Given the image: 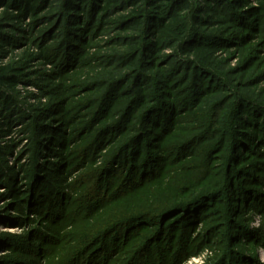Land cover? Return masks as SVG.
I'll return each instance as SVG.
<instances>
[{
    "label": "rangeland",
    "instance_id": "374dc122",
    "mask_svg": "<svg viewBox=\"0 0 264 264\" xmlns=\"http://www.w3.org/2000/svg\"><path fill=\"white\" fill-rule=\"evenodd\" d=\"M157 1L159 4L174 6L177 3L188 2L187 7L181 11L189 25L187 43L183 47L174 46L156 53L152 50L151 43L146 40L142 43L144 58L141 61L145 60V66L141 67L143 76L152 77L144 84L143 76L131 75L127 71L130 75L129 79L126 78L129 81L128 88L131 84L134 86L140 84L127 94L126 105L137 96L132 95L133 92L147 95L136 97L140 102L134 108L133 127L136 129L140 126V132L146 135L148 132L142 130L146 119L162 112V108L166 113H170L175 107H179L178 117L184 119L178 124L184 131L186 126L197 124L186 123L184 104L189 94L188 90L192 89L191 84L186 83V75L192 73L198 65L186 62V57L192 58L186 56V52L182 54V50L198 46L210 52L211 60L207 66H204L205 70L201 68V71L210 74L203 88L208 89L206 96H212L216 104V106L214 104L215 115L218 111L219 120L210 119L213 120L212 128L209 129L213 133L212 140L204 141L195 147L197 154L192 156L190 162H186V143L191 138L186 139L185 136L173 140L174 144L168 155L173 153L177 155L181 152L179 157L184 159L178 158L177 163L172 165V170L168 171L167 182L161 187L163 191L161 193L165 196L154 189L137 192L129 200H119L114 208L111 206L113 209L111 208L108 213L106 208L109 200L104 205L95 206L88 202V199L96 193L99 194V198L112 197L120 188L117 185L122 180L123 170L121 168L108 180L110 185L117 186L114 190L111 191L110 185L103 188L100 172L103 167L105 169L106 157L104 155L100 159L94 157L89 138L82 139L83 131L80 134L72 131L74 127L76 130L77 127L83 128L81 125L84 121L89 125L92 118L91 111L89 115V112L82 110V106L88 105L87 100L93 92H88L85 85L76 89L69 102L65 100L67 96L61 92V80L55 73L54 64L40 56L46 47L51 48L50 53L55 55L57 44L65 38V35L59 37L60 33L70 32L68 23L64 22L65 18L60 15L62 0H52L49 7L37 18L33 16L26 18L25 23L11 20V12L0 8V23L2 22L0 34L3 37L0 45L8 51V56L3 62L23 67L22 72L26 75L14 93L18 110H6L0 105V168L8 171L5 180H0V190L4 192L2 198L0 197V264H42L38 252L41 245L34 243L39 239H46L45 242L48 243L52 230L44 227L47 224L37 216H27L19 206L20 197L25 203L31 200L28 198V192L33 191V182L30 180L38 179L37 172H42V167H49L50 171L46 173L52 175L54 182L61 187L58 194L66 195L67 205L61 217H65L67 222L72 218L81 222L90 220L93 212L102 213L99 218L108 221L104 229L115 226L116 229H122L124 234L127 233L123 238L111 239L110 241L114 243L112 248L116 247L121 252L123 250L132 252L138 248L137 250L141 252L136 257L137 264H264L263 214L254 211L245 215L249 216L248 220L236 219L237 225L234 226L246 229L247 237L235 240V235L228 227H231V222L223 214L226 209L224 203L217 204V210L203 217L202 222L200 219L197 222L190 218L186 219V209L167 212L170 208L180 205L181 202L176 199V194L186 195V182L190 183L188 179L199 181L204 176L205 181L202 183L204 185L215 182L218 177L221 181L226 173L233 172L234 176L239 175L240 178L238 183L236 181L235 188L241 186L245 189L249 187L247 186L249 180L256 179L259 181L255 183L256 187L264 192V164L257 163L264 162V146H254L253 152L260 149L262 154L254 156L248 153L250 158H244L248 163L242 164L244 159L241 157V161L231 157V145L223 147L219 144L228 131L233 132V126L229 128L231 117L242 115L258 117L259 114L264 116V25H260L250 14L257 7V2L256 0ZM123 14L124 12H115L112 16L108 14V17L102 18L104 22L99 23L92 30L95 40L90 38V43L96 42L98 46L85 51L89 56L91 68H98V71L114 70L121 63L123 53L127 51L126 43L138 41L139 32L127 29L128 23L117 21ZM153 38L151 36L148 40L153 42ZM164 75L178 78L175 80L170 78L169 85L163 88L155 76L162 80ZM72 83L74 84V81ZM123 85L127 86L125 83L120 87H125ZM97 89L94 92L102 91V88ZM150 109L152 110L149 112ZM198 109V112L204 109L201 103ZM7 118L12 120L10 126L6 124ZM112 122L106 118L101 122L99 129ZM230 123L233 125V122ZM235 128L238 127H234V130ZM237 130L247 131L249 134L255 133L252 128H247L245 125ZM39 133L52 136L60 134L58 140L62 143L56 146L55 150L52 148L51 152L45 154L42 144H39ZM69 133L72 134L71 140L65 141L64 137ZM181 135L183 134H178L179 137ZM96 143L97 141L94 142ZM207 143L212 145H209L205 154ZM174 147L177 149L175 150ZM38 149L40 155L37 156ZM241 151L245 155V150L241 149ZM131 157L130 155L129 158ZM133 160H136V157ZM207 161L213 162L211 170L206 166ZM116 163L120 164L119 161ZM230 192L232 193L233 190ZM124 194L126 191L117 195L122 199ZM35 198L36 195L33 193L31 204ZM139 201L142 203L140 207ZM147 205L149 206L146 207ZM256 205L259 206V203ZM247 208L249 205L242 204L239 211L244 214ZM61 217L52 222L60 226ZM124 218L128 220L119 225L118 220ZM61 225H65V222ZM95 231L88 233L81 245L77 246L76 251L74 250L78 254H85L80 264H117L119 257L113 256L116 251L108 256L111 261L102 258L100 253L95 263L87 261L86 258L89 257L87 250L91 247L89 242L97 243L100 239H93L96 236ZM228 231L230 234L227 237ZM248 233L252 234V238ZM97 249L99 245L93 250L97 251Z\"/></svg>",
    "mask_w": 264,
    "mask_h": 264
},
{
    "label": "trees",
    "instance_id": "16d2710c",
    "mask_svg": "<svg viewBox=\"0 0 264 264\" xmlns=\"http://www.w3.org/2000/svg\"><path fill=\"white\" fill-rule=\"evenodd\" d=\"M207 1L210 2V0ZM51 2L52 0H0V8L11 12V20L18 23H25L26 18L31 16L37 18L44 9L49 7ZM256 2L257 7L253 9V12L250 14L255 21L263 26L264 0H256ZM187 3L188 2H181L174 6L173 4H159L157 0H62L60 15L65 18L64 22L68 23L70 32L68 34H65V32L60 33L59 37L65 35V38L64 40H60L57 44L55 55L50 53L51 48L48 47L40 54L47 62L54 64L55 73L61 80V92L67 96L65 100L69 102L78 87L86 85L88 92H93L92 96L87 100L88 105L82 106V110L89 112V115L91 111L90 116L92 118L89 125H86L84 121L81 125L83 128L80 129V127H77L76 130L75 127H72V131L77 132V134L83 131L84 136L82 139L87 140L89 138L88 141H91L90 144L92 145L91 153L94 157L99 159L103 158V155L106 157L105 169L103 167L100 172L102 174L101 184L103 188L110 185L108 180H110L118 170L121 168L123 170L122 180L117 185L120 188L112 197L107 198L102 196L99 198V194L96 193L88 199V202L95 206L104 205L109 200L106 213L110 212L119 200H129L132 198L131 196L137 192L140 193L144 190L154 189L156 192L165 196L164 193H161L163 192L161 187L165 186L164 184L167 182L168 171L172 170V165L177 163L178 158L184 159V157H179V155L181 156V152L177 155L174 153L168 155V152L174 144V139H181L185 136L186 139L191 138V140H187L188 142L186 143V162H190L192 156L197 154V151L194 150L195 147H198L204 141L207 142L212 140L213 133L212 131L210 132L209 129L212 128L211 123L213 120L210 119L219 120V117L217 115L218 111H216L215 115L214 107L216 104L212 96H206L208 94V89L203 88L210 74L201 71V68L205 70L204 66H207L209 60H211L210 52L205 48L198 46L195 48H186L185 51L182 50V54L186 52V56L192 58L189 59L186 57L188 60H186V62L198 65L194 71L192 70V73H187L186 75V83H190L192 89L190 91L188 90L189 94L184 104L186 106V123L196 122L197 124L191 127L186 126V131H184V129L181 128L182 126L178 125L184 121V119L178 117L179 107H175L172 111L169 110L170 113H166L164 108H162V112H158L161 109L155 111L158 113H155L153 118L145 120L146 124L142 130L148 132V134L143 135L140 132V126L136 129L133 127L132 119L135 114L134 108H136L137 104L140 102L137 101L138 99L136 100V97H145L146 94L139 95L138 92H133L132 95L136 94L137 96H135L133 100L130 98L132 101L126 105V102H128L127 94L136 89V86L140 84L135 86L131 84L128 88L129 81L126 78L129 79L128 76L130 75H128L127 71L131 75L140 74L139 76H143V68L141 67L145 66V60L141 61L144 58V45L142 46V43H144L145 40L151 43L153 45L152 50L155 53L173 48L174 46L183 47L187 43L189 25L184 15L181 13V11L187 7ZM125 10L129 11L127 12ZM115 12H124L117 21L128 23L129 27L127 29L137 31L140 35L137 38L138 41L126 43V46H128L127 51L123 53V58L117 68L109 71L108 69L98 71V68L90 67V59L85 51L97 48L98 45L95 44L96 42L90 43V38H93V41L95 40L92 30L95 26H98L99 23L102 24L104 22L102 20L103 17H108V14L112 16ZM198 16L199 15H197V17ZM1 24L2 22L0 23V28ZM151 36L154 37L153 42L148 40ZM0 40H3L1 34ZM3 47V45H0V105L6 110H18L14 93H16L17 87L21 83V80H24L26 75L22 72L23 67L5 64L3 62L8 56V51H5ZM84 55L85 58H83ZM150 77L144 75L143 78H140H142L143 81L145 80L144 84H146V81L149 80ZM163 77L164 79L159 80V77L155 76V79L162 84L163 88L169 85L170 78L172 80L178 78L174 76L168 77L166 75ZM72 81H74V84ZM125 83L127 86L123 85L125 87H120L121 84ZM98 87L102 88V91L99 93L94 92L98 90ZM101 95L103 97H101ZM144 103L147 102L145 101ZM200 103L204 109L198 112ZM122 109H124L123 112ZM151 110L152 109H150L149 112ZM19 114L20 112L18 115ZM194 116H197V118ZM106 118L113 122L99 129L101 122L105 121ZM230 122H233V125ZM10 123H12V120L7 118V126H10ZM243 125L247 128H252L255 133L249 134L247 131L239 132L237 129L240 127L242 128ZM232 126L233 132L228 131L223 141H221L222 143H219L220 146L223 145V147L231 145V157L237 158L236 161H241L240 157L242 159L249 157L247 155L248 153L254 156L262 154L260 149L253 152V147L264 146L263 114H259L258 117H244V115L231 117L229 120V128ZM234 127L238 128L234 130ZM178 134L183 135L179 137ZM71 135L72 134L69 133L67 137H64L65 141L71 140ZM59 136L60 134L52 136L39 133V144H42L45 154L49 151L51 152L52 148L54 149L62 143L58 140ZM96 141L97 143L94 144ZM209 145H212V143H207L205 154H207ZM174 149L176 150L177 147H174ZM241 149L245 150V155H243ZM37 152H39L37 156L40 155L39 149ZM130 155L132 156L131 158H129ZM135 157L136 160H133ZM118 161L120 162L119 165L116 163ZM247 161V159H244L242 164H247ZM129 162H131V164ZM212 163L213 162L209 163V161L206 163L209 170L212 169ZM257 163L264 164L262 161ZM42 168L45 171L42 170V172H37V177L40 182H38L37 178L30 180L33 182V191L28 192V198L32 200L33 193L36 195L34 202H32L33 204H31V200L25 203L22 197L19 199V206L23 213H26L27 216H37L38 219L47 224L44 225V227H49L52 230V234H50L49 240L47 241L48 243L45 242L46 239H39L34 243L41 245L38 252L42 264L82 263L85 254L76 253L77 246L81 245L85 236L92 232V230L95 231V228L98 226V229L94 232L96 236H94L93 239L100 238L101 240L99 239L97 243L96 241L89 242V246L91 247L87 250L89 257L86 259L88 262L95 263L96 260H98L99 253L102 258L105 257L107 261H111V258L108 256L116 251L113 256L119 257L117 259L119 260L118 263L137 264L136 257L141 252L137 250V247H135L137 249L132 252L130 250H126V252L123 250V252H121V250L116 249V247L112 248L114 247V243L110 240L123 238L127 233L124 234L122 229H116L117 227L115 226L104 229L108 221L99 218L102 213L93 212L90 220L86 219L81 222L74 218L69 219L67 222L65 221V217H61L67 205L66 195L62 193L58 194L59 191H61V187L54 182L52 175L46 173L50 171L49 167ZM6 172L8 171L0 168L1 181L5 180ZM131 173H133V175ZM238 178L239 175L238 177L234 176L233 172H231V174L226 173L221 181L218 177L215 179V182L206 183L204 185L202 184L205 181L203 180L205 179L204 176L201 177L199 181L188 179L190 183L186 182V195L181 196L183 193L176 194V199L178 202H181L180 205L175 208H170L167 212L186 209V219L190 218V220L196 222L200 219L202 222L203 217L212 213L213 210H217V204L224 203L226 204V209L223 214L231 222V227H228L235 235L234 239L237 240L247 237L246 229L234 226L235 224L237 225L236 219H238V221L240 219L248 220L249 216L247 217L245 215L254 211L264 216V192L256 187L255 183L259 182L256 179L252 181L249 180V185H247L249 187L245 189L241 186L235 188L236 181L238 183ZM39 183H42V185H39ZM117 186L110 185V188H112L111 191ZM12 188L11 190H14ZM231 190H233L232 193L230 192ZM124 191H126V194L120 199L117 194ZM257 203H259V206L256 205ZM242 204H244V206L249 205V208H247L244 214H241L239 211ZM141 205L142 203L139 201L138 206L140 207ZM149 205L151 206V204ZM111 206H113V208ZM120 208L119 206V209ZM131 208L132 207L129 205V209ZM88 212L90 213V211ZM113 212L110 214L111 216ZM111 216H109V218ZM59 217H61V219L64 218L63 220L60 219V226L52 222ZM89 217H91V214ZM184 219L183 217V220ZM126 220L128 219H119V225L125 223ZM62 222H65V225H61ZM119 230L120 232H118ZM250 233H248V236L250 235L252 238V234ZM229 234L230 232L228 231L227 237ZM236 236L238 237L236 238ZM233 242L235 241L233 240ZM97 245H99V249L94 251L93 249H95ZM96 253L97 255H95Z\"/></svg>",
    "mask_w": 264,
    "mask_h": 264
},
{
    "label": "bare ground",
    "instance_id": "6f19581e",
    "mask_svg": "<svg viewBox=\"0 0 264 264\" xmlns=\"http://www.w3.org/2000/svg\"><path fill=\"white\" fill-rule=\"evenodd\" d=\"M3 193H4V192H3L2 190H0V196H2Z\"/></svg>",
    "mask_w": 264,
    "mask_h": 264
}]
</instances>
